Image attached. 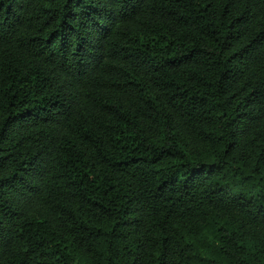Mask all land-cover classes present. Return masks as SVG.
<instances>
[{
	"label": "trees",
	"instance_id": "obj_1",
	"mask_svg": "<svg viewBox=\"0 0 264 264\" xmlns=\"http://www.w3.org/2000/svg\"><path fill=\"white\" fill-rule=\"evenodd\" d=\"M0 264H264V0H0Z\"/></svg>",
	"mask_w": 264,
	"mask_h": 264
}]
</instances>
